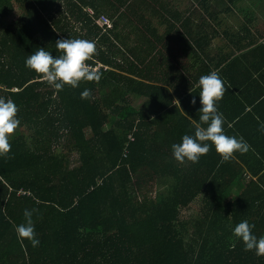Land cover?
Instances as JSON below:
<instances>
[{
    "label": "trees",
    "instance_id": "1",
    "mask_svg": "<svg viewBox=\"0 0 264 264\" xmlns=\"http://www.w3.org/2000/svg\"><path fill=\"white\" fill-rule=\"evenodd\" d=\"M67 1L0 0V97L16 103L21 121L10 137L11 152L0 156V264H264V257L245 251L232 233L248 220L254 234L264 236V43H255L245 23L231 21L243 13V0H193L183 13L162 9L156 15L184 27L199 19L214 29L228 15L230 44L221 48L226 65L213 57L203 60L206 48L197 39L208 38L204 32L184 45L196 59L183 69L200 66L192 86L181 79L174 57L163 77L143 81L156 58L145 64L147 58L135 51L112 50L119 40L117 22L100 26L102 15L81 2L67 16ZM18 9L20 18L3 28ZM71 21L81 27L72 30ZM153 27L143 39L152 34L162 42ZM68 38L95 41L96 53L87 63L104 67L99 81L57 90L28 70L25 60L41 47L58 55L56 41ZM248 55L261 72L253 82L258 87L244 77L249 66L242 59ZM212 71L226 88L218 103L224 130L242 136L250 148L223 161L212 147L198 163L178 162L171 146L194 135L201 107L196 84ZM84 89H91L90 99L80 98ZM131 95L146 96L144 105L135 107ZM166 185L168 194L162 192ZM237 186L242 188L234 192ZM201 195L195 222L183 220ZM33 208L36 248L15 232L25 209ZM188 234H194L193 244Z\"/></svg>",
    "mask_w": 264,
    "mask_h": 264
},
{
    "label": "clouds",
    "instance_id": "2",
    "mask_svg": "<svg viewBox=\"0 0 264 264\" xmlns=\"http://www.w3.org/2000/svg\"><path fill=\"white\" fill-rule=\"evenodd\" d=\"M55 48L58 55H53L46 48H38L26 58L25 67L42 74V78L57 90H62L65 86L77 88L82 81L92 82L101 79L102 74L87 63L96 53L95 41L82 38L62 39L56 41ZM196 88L200 90L198 95L201 105L198 109L200 123L197 124L194 135L186 134L182 137V142L172 144L174 159L181 163L185 161L198 163L212 147L223 161L230 159L235 153H246L250 148L248 142L242 136L227 135L224 130L225 117L219 111L218 103L223 99L226 88L218 71L202 75ZM91 97V89H84L80 94L82 100ZM192 103L196 104L195 98ZM17 113L18 107L11 98L0 97V156L11 152L10 137L21 125ZM37 212L36 208L25 209L24 222L15 227L17 238L29 241L33 248L40 245L33 220ZM254 228V224L243 220L233 228L232 233L243 243L245 251L254 252L257 257H264V236L257 237Z\"/></svg>",
    "mask_w": 264,
    "mask_h": 264
},
{
    "label": "crops",
    "instance_id": "3",
    "mask_svg": "<svg viewBox=\"0 0 264 264\" xmlns=\"http://www.w3.org/2000/svg\"><path fill=\"white\" fill-rule=\"evenodd\" d=\"M191 1L193 0H189L190 3H187L190 6L188 5L185 7V2L182 0H68L67 2L62 3V9L65 10L64 5H67V13H65V15L71 16L73 14L72 11L77 10V6H74V4L81 2V4L84 3L85 7L86 5L90 6V12L96 11L102 16H106L108 19H110L111 23L114 21L117 22L115 30L119 32V40H115L117 44L116 46L112 47V50L117 51L118 48H120L122 51L128 49H130L131 52L135 51L136 54H140L142 57L147 58L145 64H150L151 60L154 57L156 58L154 62L155 67H151L144 72L145 77H143V81L152 82V79L146 78L158 80L163 77L162 75L167 69L165 65H167L168 60H171L170 58L174 57V59L172 58V61L177 63V69L182 74L181 79L183 81H187L189 86H192L195 85V83L193 84V80L197 75V71L200 66H198L193 71H186L183 69H189V65L195 62L196 59L194 52L184 45L189 43L188 41H193L192 39L198 37V33L201 34L204 32L207 34L208 38H204V40H202L200 37L197 39L200 40L206 48V53H203V60L213 57L219 60L216 62H219L220 65H226L227 63H224L227 58L224 59L221 57L223 56L221 53V48L226 47L230 43L225 37L228 29V15L224 16L222 19L223 24L221 21V24L216 25L215 27V29L219 30V35H217V31L213 28V26L211 27L212 23L203 25V21L199 19H194V22L189 24L188 27H184L180 21L179 23L175 22L173 25V21L161 22L159 17L157 18L156 16L160 15L162 9L167 11L178 10L183 13L191 7ZM254 3H258V6L253 7ZM155 10L157 13H155ZM251 10L252 14L250 12H245V10L243 11L244 16H252L250 19L245 18L244 20H240L241 14L239 13L236 19L231 18V21H233L235 25H243L245 23L246 26H248L252 31L251 36L255 38V43L260 46L264 43V1L253 0ZM140 14L145 16L142 21H138L137 18H135ZM71 23L72 24L70 26L73 28L72 30L77 28L79 29L81 27L80 23H75L74 21H71ZM99 23L100 26H102L100 20ZM257 24L259 25L256 27ZM251 25L255 28H252ZM151 26H154L158 34L163 37L162 42L157 43L155 40L156 36L152 34H148L145 39H143V32L147 33L148 28ZM106 30L107 29H105L103 32H106ZM222 30L224 31V35H222ZM185 31H187L186 36L188 38L186 40L180 41L179 37L182 33H185ZM190 37L192 39H190ZM205 44H207V46ZM131 52L127 55L129 62H132L135 58V54ZM236 54L238 55V52ZM242 61H244L249 66V71H246L244 76L245 80L249 84H255L253 82L258 79L259 74H261V72H256L255 70L258 66V64L257 66L255 64L257 60H255L252 55H248L247 58L242 59ZM160 64H164V67H160ZM253 64L255 66H253ZM263 64L264 63H262V65ZM225 72L226 68H224V73ZM257 84H255V87H258ZM254 89L255 88H252L253 92L255 91ZM143 98L146 99V96H143ZM241 188V186L234 187V192H237ZM202 200L203 195L199 196L191 205V211L194 209L199 210L193 206L199 205L202 207Z\"/></svg>",
    "mask_w": 264,
    "mask_h": 264
},
{
    "label": "rangeland",
    "instance_id": "4",
    "mask_svg": "<svg viewBox=\"0 0 264 264\" xmlns=\"http://www.w3.org/2000/svg\"><path fill=\"white\" fill-rule=\"evenodd\" d=\"M183 2H185V7H187L189 4L187 3H190L189 0H182ZM252 3H253V0H243L241 1V3L239 4L241 6V8L243 10H245V12H250L252 14ZM190 6V5H189ZM128 10V9H127ZM20 15H21V10H17V11H14L12 14H10L5 20L7 21L6 22V25L3 26V28H5L7 25L11 24L12 22L16 21L18 18H20ZM248 17H251V16H248ZM246 16L243 15V13H241V17H240V20L241 19H245ZM234 19V18H233ZM259 24L256 25V27L258 26ZM252 28H255L251 25ZM1 30V28H0ZM131 99V103L137 107V108H141L143 106V103L145 101L144 98L142 97H138V96H135V95H131L130 97ZM23 131L28 134V138L31 140V137H32V133L31 131H27L26 129L23 128ZM59 150H62V146L59 148ZM169 186H172V183H168ZM168 185H166L167 187L162 189V192H166V194L169 193L170 191V187H168ZM165 194V195H166ZM197 209H200L201 207L199 205H196V206H193ZM196 209H194L193 211H195ZM191 211L190 209H187L185 210L183 213H182V219L185 220V221H192V222H195V220L197 219V217H195V214L194 212ZM194 234H188L187 236V243L188 245L190 244H193L194 243V237H193Z\"/></svg>",
    "mask_w": 264,
    "mask_h": 264
},
{
    "label": "built area",
    "instance_id": "5",
    "mask_svg": "<svg viewBox=\"0 0 264 264\" xmlns=\"http://www.w3.org/2000/svg\"><path fill=\"white\" fill-rule=\"evenodd\" d=\"M100 21H101V25L102 26H107V27H109V28H111L112 27V23H111V21H110V19H108L106 16H102L101 17V19H100ZM92 67V66H91ZM104 66L103 65H98L97 67H92V68H94L95 70H99V69H101V68H103ZM105 68H107V67H105ZM134 138H133V136H130V140H133Z\"/></svg>",
    "mask_w": 264,
    "mask_h": 264
}]
</instances>
